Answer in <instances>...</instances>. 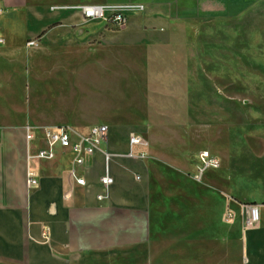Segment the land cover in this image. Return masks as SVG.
Masks as SVG:
<instances>
[{
	"label": "crops",
	"instance_id": "crops-1",
	"mask_svg": "<svg viewBox=\"0 0 264 264\" xmlns=\"http://www.w3.org/2000/svg\"><path fill=\"white\" fill-rule=\"evenodd\" d=\"M230 1H0V264H76L86 255L150 249L156 241L236 233L242 264H264V172L254 179L252 155L249 175L232 163L198 179L201 151L179 183L158 175L145 143L134 147L145 158L128 156L130 136L144 137L142 129L154 122L125 98L153 89L149 82L160 79L155 75L176 53L180 27L216 13L219 4L233 10ZM128 2L145 10L130 14L121 29L85 21L79 7ZM91 96L98 97L93 104ZM100 124L109 127L102 149L113 154L109 190L101 182L102 150L76 166L84 186L69 173L72 150L58 147L54 159L35 158L44 130L68 126L85 134ZM31 130L35 140L26 138ZM30 166L38 172L36 188L26 185ZM248 204L260 213L251 227L244 224Z\"/></svg>",
	"mask_w": 264,
	"mask_h": 264
},
{
	"label": "rangeland",
	"instance_id": "rangeland-1",
	"mask_svg": "<svg viewBox=\"0 0 264 264\" xmlns=\"http://www.w3.org/2000/svg\"><path fill=\"white\" fill-rule=\"evenodd\" d=\"M229 4L233 10L219 4L216 13L180 27L176 53L155 75L160 79L149 82L153 89L125 98L154 122L142 130L147 159L161 178L179 183L204 150L221 159L213 172L233 163L236 172L246 167L249 175V154L254 179L264 172V0ZM95 99L91 96L92 104ZM241 251L236 233L156 241L150 249L86 255L76 264H242Z\"/></svg>",
	"mask_w": 264,
	"mask_h": 264
},
{
	"label": "built area",
	"instance_id": "built-area-1",
	"mask_svg": "<svg viewBox=\"0 0 264 264\" xmlns=\"http://www.w3.org/2000/svg\"><path fill=\"white\" fill-rule=\"evenodd\" d=\"M79 7L83 13L85 21H104L106 25L120 29L127 24L130 14L143 12L145 10L143 4L136 2L83 4ZM3 10L4 8H0V13H2ZM108 134L109 127L105 124L94 125L85 134H80L68 126L46 129L43 131V141L45 145L37 150L35 158L41 160L54 159L58 147L72 150L75 159L69 173L78 185L84 186L86 180L79 174L76 166L84 165L87 157L93 155L98 150H102L105 157L106 167L105 173L101 177V182L105 190H109L114 183V178L111 175L110 170L113 154L102 149V143L107 140ZM26 138L27 140H35L36 134L33 130L28 131ZM143 144V135L133 133L130 136V152L128 153V156H136L142 159L145 158L146 152L142 151L135 153L134 151V147ZM199 159L198 179H200L207 170L218 169L221 167L220 159L213 155L209 150L202 151ZM136 178L139 177L136 176ZM26 185L28 188H36L39 185L38 172L33 166H30L27 169ZM103 198V195L98 196L99 200H102ZM259 220V207L254 204H248L246 206V216L244 220L245 227L254 226L258 224Z\"/></svg>",
	"mask_w": 264,
	"mask_h": 264
}]
</instances>
